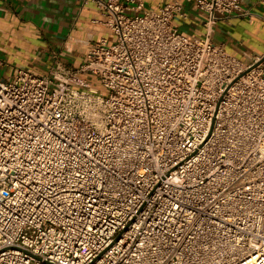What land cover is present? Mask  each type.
Wrapping results in <instances>:
<instances>
[{
	"label": "built area",
	"instance_id": "1",
	"mask_svg": "<svg viewBox=\"0 0 264 264\" xmlns=\"http://www.w3.org/2000/svg\"><path fill=\"white\" fill-rule=\"evenodd\" d=\"M243 2L84 0L113 41L0 80V264H264V55L212 39Z\"/></svg>",
	"mask_w": 264,
	"mask_h": 264
},
{
	"label": "crops",
	"instance_id": "2",
	"mask_svg": "<svg viewBox=\"0 0 264 264\" xmlns=\"http://www.w3.org/2000/svg\"><path fill=\"white\" fill-rule=\"evenodd\" d=\"M149 8L170 0H145ZM248 15L220 20L212 33L217 44H224L233 55H264V5L259 0H244ZM190 11L180 29L191 28L192 36L205 34L203 19ZM202 17V16H201ZM101 13L84 0H0V80L18 68L46 74L54 52L63 61L79 66L90 44L112 34L103 24ZM181 31V30H180ZM182 32V31H181ZM185 34V32H182Z\"/></svg>",
	"mask_w": 264,
	"mask_h": 264
},
{
	"label": "rangeland",
	"instance_id": "3",
	"mask_svg": "<svg viewBox=\"0 0 264 264\" xmlns=\"http://www.w3.org/2000/svg\"><path fill=\"white\" fill-rule=\"evenodd\" d=\"M197 18H199V19H203L200 15L198 16H195L194 17V20L196 21L197 20ZM175 24H181V23H179V21H175ZM189 30H185V27H183V28H181L180 30L182 31V32H185V35L186 36H188L189 38H192L193 36H192V34H193V31L191 30V28H188ZM111 33V32H110ZM110 41H113V39H114V37L112 36H109V38H108ZM217 44V43H216ZM87 76V75H86ZM88 77V76H87ZM92 83H93V85L95 86V87H97L98 89H100V90H102V91H104V89H103V87H102V85L100 84V83H98V82H96V81H94V80H92Z\"/></svg>",
	"mask_w": 264,
	"mask_h": 264
},
{
	"label": "water",
	"instance_id": "4",
	"mask_svg": "<svg viewBox=\"0 0 264 264\" xmlns=\"http://www.w3.org/2000/svg\"><path fill=\"white\" fill-rule=\"evenodd\" d=\"M263 59H264V57H263ZM119 239V236L116 238V240H118Z\"/></svg>",
	"mask_w": 264,
	"mask_h": 264
}]
</instances>
